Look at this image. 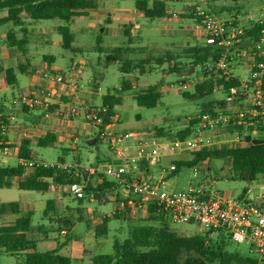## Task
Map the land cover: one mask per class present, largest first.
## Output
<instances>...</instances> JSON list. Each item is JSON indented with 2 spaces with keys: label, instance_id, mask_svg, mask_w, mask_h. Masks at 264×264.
Here are the masks:
<instances>
[{
  "label": "rangeland",
  "instance_id": "obj_1",
  "mask_svg": "<svg viewBox=\"0 0 264 264\" xmlns=\"http://www.w3.org/2000/svg\"><path fill=\"white\" fill-rule=\"evenodd\" d=\"M124 1L132 4L134 9L133 12H130L131 19L135 23V30L132 33L131 38L132 40L126 35L124 29H122L123 31L121 32L111 30L110 34L105 25L108 23L107 20L110 18L109 14L111 12L107 13L106 11H98L93 14V17L91 16L88 19L90 22L98 24L94 27H92L90 22L83 17H76L75 22L71 24V31L75 35L73 46L77 48V50H73L72 48H65L61 45L62 35L55 28L62 24L63 21L58 17L46 19L35 22L32 26L34 31L32 32L30 39L33 42L29 45V56L33 64L37 63L38 59H42L43 55L51 54L56 57V62L54 64L55 68L60 70V72L64 73L66 76L72 77L73 70H71V65L73 61H76L80 63V67L77 70L78 74L76 75H79L78 80L84 85V90L100 86L101 89L98 92V98L101 97L103 93L109 92L121 95L122 102L115 107V111L121 119L120 128L128 131L152 132V135H147L146 139L159 147L166 156L161 165L158 164L152 166L151 172L155 173L158 178L165 176L163 179L168 181V185L166 186L167 189L178 191L187 189L191 185L204 183L213 185L220 191H226L234 197L245 194L249 188L258 191V186L264 182L262 179L264 178V175H262L256 182L244 181L238 178L239 172H233L232 160L230 157L208 158L196 165L197 171L195 170V166L182 167L178 173L167 175V168H169L172 161L175 163L178 160H189V158H193L194 156V154L189 152H176L171 146L172 141L179 138L180 131L187 128L192 118L201 113V105L204 102L210 100H222L226 96L224 92L218 90L214 91L213 94L199 95L197 98L189 99L182 95L183 92H194L195 85L204 80L209 74H213L215 76V81H217V79L220 78L222 70L209 73L206 68H203L202 64L198 66L194 65L189 58L191 53L188 55L187 52H185L187 49L186 46L185 48L180 46L177 49H171V44L175 41V37L171 34H164L163 32H165V30L162 31L158 27L164 22L163 19L148 18L139 15L138 11L134 8L135 0ZM124 1L114 0V4L117 8L123 7ZM189 1L190 0H184V2H187L184 3L186 9H179V11L187 10L189 13H192L196 10V6H200L203 10L211 12L226 20L236 22L235 18L238 16L241 22H246L247 19H249V25H254L256 23L260 24L258 23V20L264 18V0H196V5L189 3ZM248 14L252 17H246ZM1 15H3V13L0 12V16ZM179 23L180 21H177V28H180ZM185 23H187V20ZM189 23L190 26H186V28H190V30L182 31L180 39L177 38L179 43H182V45L185 44L189 36L191 37H189V40H192L190 43H193L191 45L189 44V47L196 45L194 38L197 36V41H199V43L208 44L211 42L201 26L200 33H196V28L198 29V27L195 26V21L191 20ZM102 24L105 25L100 26ZM249 25H244V28ZM117 26H120V24ZM42 27L44 28V35L41 34L43 33L41 32ZM183 27L185 28L184 25ZM10 30H17L19 34H16V37L19 39L25 38L26 36V33H22L20 31L21 29L19 30V27L15 26L12 22L0 24V64L4 65L7 64V61L3 59V53H6L8 58H12L13 63H17L20 59L19 57H22V50L18 46L9 45L7 35ZM42 37L49 42H43ZM253 43H250L249 45ZM119 46H131L138 49L137 52L130 56L123 54L125 60L135 57L144 58L149 54L158 57L164 55L166 51L174 52L176 58L174 61H168L158 65L151 62V68H148L145 73H142L140 70H135L128 75L120 69V62L112 57L113 48ZM10 47L15 48L11 49ZM228 59L233 62L231 67L234 75L241 78L250 76L249 65L246 64V62L240 61L237 58L233 60L230 56ZM178 63L181 64L179 65L181 71L171 72L170 68ZM19 78L22 90L33 85H49L51 83L49 76L48 78L50 82L48 78L43 79L40 74H19ZM90 80H92V83H90ZM124 80H131V89H122ZM181 80H185V82L180 84ZM155 84H161L163 88H161L162 97L159 103L152 108L140 106L135 100V95L142 92L148 86ZM172 84L175 85L173 86ZM15 94L18 95L19 92L16 91ZM0 96H7V98H10L11 90L6 86L0 85ZM9 102L7 104L8 108L10 104ZM74 103L77 104L78 102H72L71 104ZM22 118L23 117L20 116V119ZM74 121L85 126L82 114L76 116ZM255 131L256 128L251 125L249 129H245L243 137L237 138L234 135L235 130H229L224 135V139L227 140V143L225 144L228 146H242L244 145L246 140L245 137L248 134H250L252 138L262 136L259 132L256 133ZM32 150L35 152L36 160L52 162L60 165H71L74 166L78 172H81L82 175L84 169L89 166L101 168L103 163H107V160H104L105 162L102 161V164L101 162L99 163L96 161L95 156L98 154L102 159H105V157L115 159V155L110 149L108 143L102 139H99L94 143L80 141L72 146L69 142L61 145L48 146L33 144ZM17 164L18 160L14 157L6 159L5 165L13 166ZM162 169L166 172L163 173ZM59 187L62 191L65 188L64 185ZM118 191L119 194H124L122 191L121 193L120 190ZM116 194L117 193L115 192L111 193L110 191H105L100 200H89L90 196H87L81 202L78 198L72 196L67 190L62 194V201L70 208L71 211L69 215L71 218L76 213L75 211L80 207H89L98 214H106L115 209V200H117ZM25 196L35 198V215L33 218V224L37 225L44 223L49 225L50 221L44 217V209L47 206L48 199H52L54 203L56 202L54 192L44 193L40 191L21 190L17 186L16 181L10 188L5 187L0 190V200L5 203L14 201L23 202ZM118 205H120V202ZM123 210L127 211V218L111 219L109 222L108 235L102 237L100 242L96 239L95 230L94 228H91L89 223L86 224V221L78 223L76 226L77 229L74 230V233L84 235V244L81 245L80 243H77L71 248L70 254L73 258L72 264H83L82 261L89 260L93 253L94 255L112 253L114 240L116 238L124 239L128 237L131 230L138 225L152 223L156 226H160L162 223L166 222L173 230L180 234H193L203 231L202 227L197 223L178 224L172 222L170 218H167L166 220L164 219V221L152 222L141 220L150 215L146 206ZM15 215L16 214L13 213L0 215V225L12 223L15 219ZM78 229H80L79 232ZM66 235V229L63 230V228H61V230L56 231V233H51V236H56L58 241H56L57 239H54V241L49 239L47 240L48 245L44 242H39L37 244L38 249L44 251L49 249L48 247H56L59 245V240H61V242L62 240H64L63 242H69L70 240L68 241ZM219 239H221V241H217L224 244L223 251L229 255L230 258L226 262H223L221 259H216L209 264H250L248 258L258 259L259 257L256 250L251 245L234 241L226 232ZM83 249L85 250L82 252ZM78 255H80L79 258H77ZM17 261V255L6 253L0 249V264H14Z\"/></svg>",
  "mask_w": 264,
  "mask_h": 264
},
{
  "label": "trees",
  "instance_id": "obj_2",
  "mask_svg": "<svg viewBox=\"0 0 264 264\" xmlns=\"http://www.w3.org/2000/svg\"><path fill=\"white\" fill-rule=\"evenodd\" d=\"M166 0H135V7L148 18H162L168 16ZM96 0H0V9H6L7 15L0 18V24L12 22L15 26H23L25 20L23 13L29 16L32 20L52 19L58 17L63 21L58 26V30L62 35L63 46L65 48L73 47L75 35L71 31V24L76 17L87 15L90 9L96 8ZM184 17L193 19L195 23L200 25V18L196 11L185 14ZM26 31V28H23ZM263 25L254 24L245 27V42L242 47H247L259 39L262 34ZM129 31L126 32V35ZM9 45L18 46L22 51L27 43L26 38H17L14 31L8 32ZM208 44L198 43L188 47L185 52L189 55L192 63L196 66L203 63L213 62L220 58L223 48L218 47L216 42L210 40ZM136 47H115L112 50V57L120 62V69L128 75L135 70H140L145 73L148 68H151V62L162 64L164 62L174 61L176 58L174 52L166 51L162 56L156 57L149 54L144 58L124 59L123 54L128 56L137 52ZM53 58V56H50ZM190 60V61H191ZM54 60H51L52 63ZM180 63L175 64L170 68L171 72L181 71ZM25 64L19 65V71H25ZM212 73V71H208ZM54 73V72H52ZM223 73V75H222ZM6 82L11 87H17L18 79L14 68L6 69ZM241 81L238 76H227L223 71L220 78L215 81V76L209 74L204 80L195 85L194 92H183L185 98L194 99L199 95L213 94L214 91H222L227 93L232 86L240 87ZM131 80H124L122 89H131ZM162 85L155 84L148 86L142 92L135 95V100L140 106L155 107L162 97ZM264 90V77L262 82ZM103 105L108 107L105 123L109 122L110 116L116 114L115 107L122 102V96L118 94L107 93L103 96ZM222 100H210L204 102L201 107V112L213 111L218 105H225ZM53 107L49 110L52 111ZM6 119V118H4ZM7 123L9 121L5 120ZM104 123V124H105ZM194 120L184 130L179 133V138H185L192 131ZM252 124L229 125V130L244 132L249 129ZM1 131V128H0ZM0 138H5L0 134ZM244 145L228 146L224 145L219 149L203 150L195 154L192 159L178 160L177 169L173 174L178 173L182 167H194L200 162L208 158H224L230 157L232 160L233 172H239L240 179L249 182L257 181L264 175V137H253L248 134L245 137ZM55 137L48 134L47 137L38 140V145L48 146L54 143ZM19 157L25 160H36L35 152L30 148V141L23 140L20 147ZM42 161V160H36ZM25 164L18 163L17 165L0 164V190L5 187L12 186V180L19 178L18 187L25 191H43L48 190L50 183L47 178H53V181L60 185H67L73 182H79L80 178L75 176L68 169L54 166H44L38 164L32 168L31 172L27 171ZM236 177V176H235ZM116 181L109 180L104 177L102 184L98 189L92 187L91 184L85 186L86 196L97 195V191H102L106 187L117 189ZM93 195V196H94ZM84 197V198H85ZM92 197V196H91ZM96 197V196H95ZM84 198L79 200L82 202ZM124 199V198H122ZM117 197V202L122 200ZM53 200L47 201V206L44 210V215L48 216L52 211ZM130 209V208H126ZM149 217L141 220L161 221L168 217L165 212L155 204L147 206ZM123 209L118 208L113 214V218H127ZM6 213L16 214V219L9 224L0 225V249L6 253H11L18 256V261L14 264H72V258L68 255L59 252L58 248L40 251L36 242L28 237V233L34 231L33 216L34 211H23L17 201L0 202V215ZM129 218V217H128ZM110 217H105L103 222L96 227V235L105 237L108 234V223ZM224 233L220 232L211 236L208 231H201L193 234H180L173 230L166 222L160 226L154 224L135 226L130 235L124 239L116 238L113 242L112 253L96 254L91 258L89 263L83 264H209L210 262L221 259L223 262L229 260L230 256L223 251V243L219 239ZM70 239L71 237L68 236ZM217 240H220L219 242ZM250 264H255V259H249Z\"/></svg>",
  "mask_w": 264,
  "mask_h": 264
},
{
  "label": "built area",
  "instance_id": "obj_3",
  "mask_svg": "<svg viewBox=\"0 0 264 264\" xmlns=\"http://www.w3.org/2000/svg\"><path fill=\"white\" fill-rule=\"evenodd\" d=\"M189 3L196 5V0H190ZM195 11L200 18V26L209 39L223 48L220 58L203 63V68L208 71L222 70L227 76H231L233 62L229 61L230 56L233 60L237 58L246 62L250 76L240 78V87H230L225 93V105L197 114L192 118L194 123L191 133L185 138L172 141L171 146L176 152H189L194 156L199 151L219 149L226 145L224 135L228 132L229 125L252 124L256 128L255 132L264 137V18L258 20L263 25L259 39L242 47L245 39L243 25L220 18L200 6H196ZM47 75L52 84L13 96L7 115L0 112L1 135L7 132L11 121L16 119V110L25 107L42 108L46 111V116L51 115L49 109L56 100L57 84H66L72 79L61 72H48ZM107 112L108 107L103 104L89 106L81 102L70 104L67 110L72 117L82 114L84 120L97 130L98 139L106 141L114 153L115 161L107 162L101 168L91 166L88 171L99 172L109 180L116 181L117 189L124 193L120 209L147 208L149 204H155L174 223H197L211 236L226 232L234 241L251 245L259 255L255 264H264V182L258 186V191L249 188L245 194L237 197L204 183L191 185L183 190H169L166 188L168 181L163 179L165 176L158 178L151 172L152 166L161 165L166 156L159 147L146 139L152 132L122 130L119 128L118 114L111 115L109 122L105 123ZM234 135L237 138L244 136L239 131H235ZM9 150L10 147L0 138V156H8ZM18 158L29 169L38 164L56 165L65 169L69 167L52 162L25 160L19 155ZM167 169V175L171 174L177 169V164L172 161ZM195 170L197 171V166ZM162 171L166 172L164 169ZM85 186L80 182L70 183L68 192L75 198H84Z\"/></svg>",
  "mask_w": 264,
  "mask_h": 264
},
{
  "label": "crops",
  "instance_id": "obj_4",
  "mask_svg": "<svg viewBox=\"0 0 264 264\" xmlns=\"http://www.w3.org/2000/svg\"><path fill=\"white\" fill-rule=\"evenodd\" d=\"M152 1L153 0H150V2H152ZM96 2H97L96 8L90 9L88 11L87 15H83L80 17H83V18L88 20L91 16L93 17L94 13H97L98 11H106L107 13L111 12L109 14L110 18L107 20L108 21L107 25L102 24L100 26L105 25L107 27L109 33L111 30L121 32V31H123L122 29H124L125 32L129 31L128 36L131 39L132 33L135 30V23L131 19V14H130V12L134 11L133 5L124 1L123 7L117 8L114 4V0H102V1L96 0ZM165 2H166L167 11H168L169 15L160 18V19H163L164 22H162V24H160L158 27L162 31L165 30V32H163L164 34H171L172 36L175 37V41L173 42V44H171L172 45L171 49H177L180 46L183 48H185V46H186L188 48L189 44L190 45L193 44V43H190L192 41V40H189L190 36L188 37L186 43L183 45H182V43H179L177 40V38L180 39V35H182L183 30H190V28H186V26H190L189 22L191 20H193V19H190L189 17H184L185 14H189V11H187V10L179 11V9H184V8L186 9V7L184 6L185 5L184 3H187V2H184V0H166ZM134 8L136 9L135 1H134ZM0 12L3 13V15L0 16V18L3 16H6L8 13L6 9H0ZM4 12H6V13H4ZM138 13H139V15L144 16L142 12L138 11ZM23 17L25 20V24L23 26H17V27H19V30L21 29L20 31L22 33H26L25 38L27 40V43L24 45V50L22 51V57L23 58L20 56L19 57L20 59L17 61V63H13L12 58H8L6 53H3V59L7 61V64L6 65L0 64V85L6 86L11 90V97L10 98H12L13 96L16 95L15 94L16 91L21 93V92H25V91H28V90L33 89V88H38L41 86H49L50 84H52V82H51L49 85H33L27 89L22 90L19 74H22V75H31V74L32 75H38V74H40L44 79V78H48V76H47L48 72L49 73L50 72H60V70L55 68L54 64L56 62V57L54 55L45 54L42 56V59H38L37 63H35V64H33V62L31 61V58L29 56V51H30L29 45L31 42H33L30 39L31 34L34 31L33 27H32L33 23L38 22V21H43L46 19L32 20L25 13H23ZM246 17L249 18L252 16L250 14H248ZM186 20H187V23H185ZM235 20H236L235 23L241 24L243 26L250 24L249 19H247L246 22H241L239 19V16L237 18H235ZM175 21H176V23H175ZM177 21H180V23H179L180 28H177V25H178ZM5 24H7V23H5ZM90 24L92 25V27L98 25L95 22H90ZM119 24H120V26H117ZM183 25L185 26V28L183 27ZM58 26L55 27L57 30H58ZM195 26L198 27V29L196 28V33H198V32L200 33V25L198 23H195ZM22 27L26 28V31L23 30ZM43 30H44V28L42 27L41 32H43V33H41V34L44 35ZM13 31L17 35L19 34L17 32V30H13ZM197 37L194 38V42L196 44L199 43V41H197L198 40ZM42 38H43L42 39L43 42H45V43L49 42L44 37H42ZM245 41L246 40L244 39L243 44ZM61 45L63 46V40L62 39H61ZM10 48L14 49L15 47H10ZM71 48L73 50H77V48L74 46ZM50 56H53V58ZM51 60H54V61L51 63L50 62ZM20 64H25V66H24L25 71L24 72L19 71L18 68H19ZM79 67H80V63L73 61L72 65H71V70H73V75H72V77L67 76L68 78H70L72 80L68 81V83H66V84H57L56 100H55V103L51 106V107H53V109L51 111L50 116H46V111L42 108L25 107L22 110H16V119L11 121V123L9 124V128H8L7 132L5 134H3L5 136V138H2L7 143V145L10 147V150H9L10 152H9V155L6 157L0 156V164H5L6 159L9 157L16 158L18 160V163H20L18 155H19L21 143L23 142V140H29L30 141V148L31 149H32L33 144L38 145V140L41 138L47 137L48 134H52L55 137V141L51 145H61V144H65V143L69 142V144L72 146L73 144H76L77 142H80V141H84V142L88 141L89 143H94V142L99 140L98 136L96 134L97 130L94 127L90 126L84 120V118H83V120H84L83 123L85 126H83V124L81 125V124H78L77 122H75L74 121L75 117L69 116V114L67 113L68 106L72 102H81V103H84V104L89 105V106H100L103 104V100H102L103 96L105 94H107V93H103L101 95V97L98 98V92L101 89L100 86H98V87L95 86V87L90 88L88 90H84L83 89L84 85L81 84L80 81L78 80L79 75L78 76L76 75V74H78L77 70L79 69ZM7 68H14L16 70L17 79H18L17 87H11L7 84V82H6V69ZM233 75H234V73H233ZM234 76H236V75H234ZM48 80H49V78H48ZM90 81H91L90 83H92V80H90ZM49 82H50V80H49ZM183 82H185V80H181L180 84H182ZM134 85H135V83H134ZM172 85L174 86L175 84H172ZM110 94H113V93H110ZM10 98H7V96H4V97L0 96V112H2L3 115H5V116L7 115L8 110H9L7 104L9 101H11ZM116 114H117V112H116ZM20 116H22L23 118L20 119ZM120 121H121V119H120ZM120 124H121V122H120ZM120 124H119V128H120ZM122 130L128 131L126 129H122ZM94 137H96V138H94ZM95 158H96V161H98L99 163L101 162V164H102V161H104V160H107L106 162L115 161L114 158L111 159L110 157H105V159H102L99 154L96 155ZM189 159H191V158H189ZM103 164H105V163H103ZM61 166L62 167L69 166L66 169H68L69 172H72L75 176L80 178V181H79L80 183L85 184V185L91 184L92 187L95 189H98L104 180V176L102 174H100L99 172H89L88 171V168L91 166L84 169L83 175L81 172H78L74 168V166L67 165V164H64ZM28 170H29L28 172L32 171L31 169H28ZM46 180L50 183V187L48 190H43L40 192H44V193L45 192H54V194L56 196V198H55L56 202L54 203L55 205L53 204L52 211L49 212L48 216L44 215V217L46 219H48L50 222H49V225H46L44 223L37 224V225L33 224L35 229H34V231L28 233V237L36 242V246L39 242H44L46 245H48L47 240L50 239V240L54 241V239H57L56 236H51V233H56V231L61 230V228H63V230L66 229V231H67L66 238L68 239V241L70 240L69 242H63L64 240H62V242H61V240H59L60 242H59L58 246H56V247H48L47 246V247L49 249L58 248L60 253L65 254V255L67 254L72 258L71 254H70L71 248L74 247L77 243L78 244L80 243L81 245L84 244V235L79 234V233H74V230L77 229L76 226L78 225V223L82 222V221H86V224L89 223L91 228H94L95 234H96V227L103 222V219L105 217H110L111 219H116V218H113V214L117 211L119 205L117 203V200H115V204H116L115 209L109 213H106V214H98L89 207H85V208L80 207L75 211L76 213L71 218L69 215L70 211H71L70 208L67 207V205H65V203H63V201H62L63 200L62 194H63V192H66L68 190V184L64 185L65 188L62 191V190H60V187H59L61 185L54 182L53 178H47ZM15 181H16V184L18 186L19 178H14L12 180V185L14 184ZM105 191H110L111 193L115 192V193H117L116 194L117 197H120L121 199L123 198V194L121 192H120L121 194H119L118 189H113L112 187H106L102 191H99V193L97 191L98 196L93 194L94 196L91 197L92 195H90L89 200H94V199L100 200ZM34 200H35L34 197L25 196V198L23 199V202H19L21 210H23V211L32 210V211H34V215H35ZM58 201H60V202H58ZM0 202H2V201L0 200ZM75 215H76V217H75ZM16 217H17V215H15V219H16ZM33 218H34V216H33ZM57 226H58V228H57ZM79 230L80 229H78V232H79ZM108 232H109V223H108ZM68 236H70L71 238L69 239ZM101 238L102 237H99L96 235V239L98 240V242H100L102 240ZM56 241H58V239ZM37 248H38V246H37ZM49 249H47V250H49ZM84 250L85 249H83L82 252ZM79 256L80 255H78L77 258H79ZM93 256H94V253L90 256L89 260H86L83 257H81V258L86 260L84 262L89 263Z\"/></svg>",
  "mask_w": 264,
  "mask_h": 264
}]
</instances>
